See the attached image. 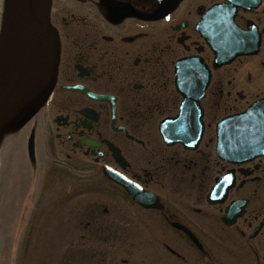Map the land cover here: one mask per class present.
Listing matches in <instances>:
<instances>
[{"label":"flooded vegetation","instance_id":"af4514ba","mask_svg":"<svg viewBox=\"0 0 264 264\" xmlns=\"http://www.w3.org/2000/svg\"><path fill=\"white\" fill-rule=\"evenodd\" d=\"M50 22L56 85L16 142L100 197L65 264H264V156L216 153L218 123L264 100V0H52ZM172 118L177 137L202 122L196 146L163 141Z\"/></svg>","mask_w":264,"mask_h":264},{"label":"water","instance_id":"95a60500","mask_svg":"<svg viewBox=\"0 0 264 264\" xmlns=\"http://www.w3.org/2000/svg\"><path fill=\"white\" fill-rule=\"evenodd\" d=\"M51 0H4L0 20V145L31 120L45 105L54 88L59 63L56 31L50 24ZM177 119L167 121L166 127ZM192 142L200 135V122ZM234 130L231 151L220 150L228 162L239 163L264 153V101L244 113L227 118L220 131ZM171 140H178L170 136ZM179 141V140H178ZM28 151L33 160L31 136Z\"/></svg>","mask_w":264,"mask_h":264},{"label":"rangeland","instance_id":"374dc122","mask_svg":"<svg viewBox=\"0 0 264 264\" xmlns=\"http://www.w3.org/2000/svg\"><path fill=\"white\" fill-rule=\"evenodd\" d=\"M56 150L58 160L64 162V154ZM42 168L46 180L32 206L35 218L19 214L23 204L20 192L16 196L14 189L22 166L16 172L12 159L10 174L0 176V264H63L74 256L69 247L79 241L80 226L95 220L88 210L99 195L82 189L78 178L57 166L45 164Z\"/></svg>","mask_w":264,"mask_h":264},{"label":"bare ground","instance_id":"6f19581e","mask_svg":"<svg viewBox=\"0 0 264 264\" xmlns=\"http://www.w3.org/2000/svg\"><path fill=\"white\" fill-rule=\"evenodd\" d=\"M4 0H0V15L3 9Z\"/></svg>","mask_w":264,"mask_h":264}]
</instances>
